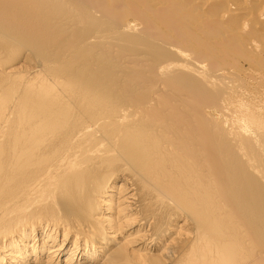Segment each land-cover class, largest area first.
Segmentation results:
<instances>
[{
	"label": "bare ground",
	"instance_id": "bare-ground-1",
	"mask_svg": "<svg viewBox=\"0 0 264 264\" xmlns=\"http://www.w3.org/2000/svg\"><path fill=\"white\" fill-rule=\"evenodd\" d=\"M0 264H264V0H0Z\"/></svg>",
	"mask_w": 264,
	"mask_h": 264
}]
</instances>
